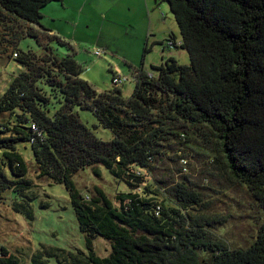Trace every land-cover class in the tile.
<instances>
[{
  "label": "trees",
  "instance_id": "trees-1",
  "mask_svg": "<svg viewBox=\"0 0 264 264\" xmlns=\"http://www.w3.org/2000/svg\"><path fill=\"white\" fill-rule=\"evenodd\" d=\"M162 1L181 37L177 43L172 35L168 44L187 51L190 64L170 59L152 72L141 68L132 97L124 99L121 86L128 81L117 86L115 75L113 88L98 93L81 79L83 68L72 55L60 57L51 47L67 44L41 24L42 11L61 0H0V57L23 68L0 100V115L13 119L0 124V204L10 192L13 211L34 221L38 195L19 152L30 147L38 177L65 186L86 236L87 253L43 249L32 264H264V223L248 248L231 250L212 234L219 217L207 213L194 187L168 188L169 205L161 200L166 183L144 186L165 149L179 153L192 132L207 143L215 138L219 155L212 162L244 185L264 212V0ZM25 25L45 34V56L20 48L28 38L43 46L40 33ZM42 83L59 98L53 113ZM78 110L92 112L98 126L88 128ZM99 127L112 141L95 136ZM101 167L128 189L116 197L118 206L99 187L86 199L73 182L88 168L99 176ZM98 237L111 243L107 258L94 250ZM0 264L21 262L0 245Z\"/></svg>",
  "mask_w": 264,
  "mask_h": 264
},
{
  "label": "rangeland",
  "instance_id": "rangeland-1",
  "mask_svg": "<svg viewBox=\"0 0 264 264\" xmlns=\"http://www.w3.org/2000/svg\"><path fill=\"white\" fill-rule=\"evenodd\" d=\"M43 13L47 17L42 25L67 44L65 47L51 44L55 53L58 52L60 57L72 55L83 68L81 79L98 93L112 89L113 78L117 75L128 79L121 86V92L124 99H130L136 85L135 72L141 68L152 72V66H160L170 59L183 66L190 64L187 51L168 46L172 35L177 38V43L181 42V37L169 5L162 0H61L50 4ZM25 27L40 33L43 46L39 47L34 39L28 38L22 40L20 48L45 56L44 46L48 45L45 34L32 25ZM21 70L23 68L14 59L0 57V100ZM43 88L51 99L49 109L53 113L59 107V98L48 87ZM78 114L88 128L98 126L92 112L78 110ZM10 120L13 119L9 115H0V124ZM94 134L105 142L113 139L112 133L101 127ZM186 138L181 140L179 153L176 154L169 146L165 149L166 154L148 172L144 186L166 183L168 187L161 200L172 205L166 190L186 182L202 195L204 203H207V213L219 217V224L214 225V229L210 228L212 234L231 250L248 248L264 223V212L244 185L234 182L224 167L212 162L219 155L215 154L218 151L215 138L207 143L192 132ZM19 152L27 163V178L36 186L38 195L31 205L34 221L29 222L16 214L12 209L16 198L12 193H6L0 204V245L16 256L21 264H32L33 255L43 249L87 253L86 236L80 231L65 186L38 177L30 147H20ZM183 158L187 165L181 162ZM99 173L97 176L92 168H88L75 175L73 182L77 190L89 199L94 188L99 187L118 206L116 197L127 193V187L104 168L101 167ZM93 247L100 258H107L111 253V243L103 238H96ZM49 264L57 262L49 259Z\"/></svg>",
  "mask_w": 264,
  "mask_h": 264
},
{
  "label": "built area",
  "instance_id": "built-area-1",
  "mask_svg": "<svg viewBox=\"0 0 264 264\" xmlns=\"http://www.w3.org/2000/svg\"><path fill=\"white\" fill-rule=\"evenodd\" d=\"M173 46H174V43L169 44V47L171 49L173 48ZM97 55H99V52H97ZM13 56H14V58H17V54H14ZM138 76H139V73L138 72H135V78H137ZM126 81H128V79L121 78L120 76H115L114 84L117 85V86H121ZM33 130L36 131L37 129L33 126Z\"/></svg>",
  "mask_w": 264,
  "mask_h": 264
},
{
  "label": "crops",
  "instance_id": "crops-1",
  "mask_svg": "<svg viewBox=\"0 0 264 264\" xmlns=\"http://www.w3.org/2000/svg\"><path fill=\"white\" fill-rule=\"evenodd\" d=\"M48 6H50V5H48ZM48 6H47V7H48ZM47 7L44 8L43 10H46ZM42 15H43V18H42L41 22L47 17V16L45 15V13H43V11H42ZM41 24H42V23H41ZM32 26H33L35 29L39 28V27H37L36 25H32Z\"/></svg>",
  "mask_w": 264,
  "mask_h": 264
}]
</instances>
